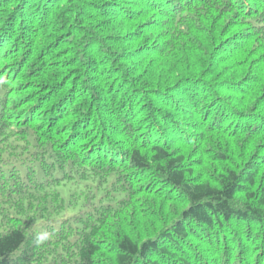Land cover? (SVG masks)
I'll list each match as a JSON object with an SVG mask.
<instances>
[{"label":"trees","instance_id":"16d2710c","mask_svg":"<svg viewBox=\"0 0 264 264\" xmlns=\"http://www.w3.org/2000/svg\"><path fill=\"white\" fill-rule=\"evenodd\" d=\"M0 264H264V0H0Z\"/></svg>","mask_w":264,"mask_h":264},{"label":"clouds","instance_id":"9594fccd","mask_svg":"<svg viewBox=\"0 0 264 264\" xmlns=\"http://www.w3.org/2000/svg\"><path fill=\"white\" fill-rule=\"evenodd\" d=\"M50 237L47 235V233H44L38 237V242L42 243L44 240L49 239Z\"/></svg>","mask_w":264,"mask_h":264}]
</instances>
